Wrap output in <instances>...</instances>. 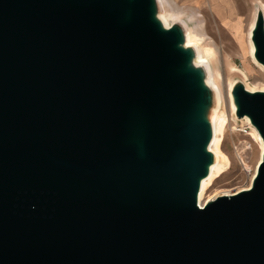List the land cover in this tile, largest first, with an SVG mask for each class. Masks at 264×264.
Segmentation results:
<instances>
[{
    "label": "water",
    "instance_id": "obj_1",
    "mask_svg": "<svg viewBox=\"0 0 264 264\" xmlns=\"http://www.w3.org/2000/svg\"><path fill=\"white\" fill-rule=\"evenodd\" d=\"M156 0H0V264H264L251 186L200 206L211 93ZM264 67V20L251 37ZM264 146V92L232 90Z\"/></svg>",
    "mask_w": 264,
    "mask_h": 264
},
{
    "label": "rangeland",
    "instance_id": "obj_2",
    "mask_svg": "<svg viewBox=\"0 0 264 264\" xmlns=\"http://www.w3.org/2000/svg\"><path fill=\"white\" fill-rule=\"evenodd\" d=\"M180 9L192 6L201 21V32L205 35L207 42H210L216 52L221 64L220 76L225 91V112L228 124L225 129L224 138L221 144V151L229 157L230 167L207 192V198L219 192L235 194L246 190L251 185L258 163L262 162L261 155L263 148L258 146L255 136L246 125L235 122L230 111V101L227 96V84L229 80L246 83L250 87L264 88V73L257 68L247 54L246 39L243 36L248 22L252 18L255 0H172ZM264 3V0H260ZM237 19V22H222V17L227 12ZM242 25L239 37L232 40L229 28ZM236 69L246 75L233 73L230 69ZM236 74V75H235ZM244 79V80H243ZM244 81V82H243ZM232 117V118H231ZM239 121V120H237ZM262 145V144H261Z\"/></svg>",
    "mask_w": 264,
    "mask_h": 264
},
{
    "label": "bare ground",
    "instance_id": "obj_3",
    "mask_svg": "<svg viewBox=\"0 0 264 264\" xmlns=\"http://www.w3.org/2000/svg\"><path fill=\"white\" fill-rule=\"evenodd\" d=\"M255 1L256 4L254 7V12L252 14L253 16L250 20V24L248 27L249 30L247 29L246 33V44L248 47L247 54L250 57L251 62L264 73V67L259 64L254 58L255 49L251 40L252 31L255 27L258 14H262L264 20V5L259 0ZM156 4L158 6L157 18L162 23V25L165 28H171L172 26L176 25L181 29L184 38L183 46L184 48L190 49L192 51L193 65L196 68L202 70L204 74V82L211 93L212 102L210 111L207 116L212 131V137L208 146V150L213 156V161L209 166L208 175L200 181V189L197 195V202L200 206H202L209 200L218 196L232 195L228 192H219L207 198V192L209 191V189L213 187L214 183L223 174H225L230 167L229 157L221 151V144L225 133L224 131L228 124V115H226V112L224 110V84L223 81H221L223 78L220 76L221 64L218 59V53L216 52L214 46L210 42H207L205 35L200 30L202 25L196 11H194L192 8L180 9L172 0H156ZM230 71L238 74L242 73L234 68L230 69ZM241 75L246 79L245 74L242 73ZM237 81L229 80L227 84V96L229 97L230 101L231 114L233 115V118L235 116V122H240L246 125L247 128H249L250 132L255 136L258 146L264 148L263 141L256 129L251 125L249 118H236V105L233 100L232 90L233 87L238 83ZM242 84L247 91L264 92V88L254 89L245 82Z\"/></svg>",
    "mask_w": 264,
    "mask_h": 264
},
{
    "label": "crops",
    "instance_id": "obj_4",
    "mask_svg": "<svg viewBox=\"0 0 264 264\" xmlns=\"http://www.w3.org/2000/svg\"><path fill=\"white\" fill-rule=\"evenodd\" d=\"M197 1V3H198V0H196ZM260 1V0H259ZM176 2H177V0H176ZM263 5H264V3L262 2V1H260ZM186 8H194V7H192V6H188V7H186ZM194 9H196V8H194ZM197 10V9H196ZM222 22H225V21H231V22H237V19H233V16H232V14L230 13V11H228L227 12V14H226V16H223L222 18ZM249 24H250V21L248 22V25H247V28H246V30L244 31L243 30V28H242V25L241 24H239V26H236V27H234V28H229V31H230V33H231V36H232V40L237 44V40L235 41V39L234 38H236V37H239V35H240V30H241V28H242V31H243V36L245 37V39H246V33H247V29H248V27H249ZM249 30V29H248Z\"/></svg>",
    "mask_w": 264,
    "mask_h": 264
},
{
    "label": "built area",
    "instance_id": "obj_5",
    "mask_svg": "<svg viewBox=\"0 0 264 264\" xmlns=\"http://www.w3.org/2000/svg\"><path fill=\"white\" fill-rule=\"evenodd\" d=\"M232 194V193H231Z\"/></svg>",
    "mask_w": 264,
    "mask_h": 264
}]
</instances>
